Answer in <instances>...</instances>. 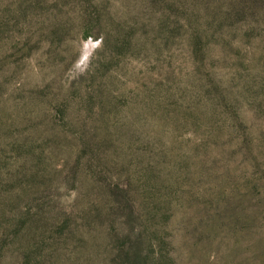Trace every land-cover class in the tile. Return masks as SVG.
<instances>
[{
	"label": "rangeland",
	"instance_id": "rangeland-1",
	"mask_svg": "<svg viewBox=\"0 0 264 264\" xmlns=\"http://www.w3.org/2000/svg\"><path fill=\"white\" fill-rule=\"evenodd\" d=\"M0 264H264V0H0Z\"/></svg>",
	"mask_w": 264,
	"mask_h": 264
}]
</instances>
